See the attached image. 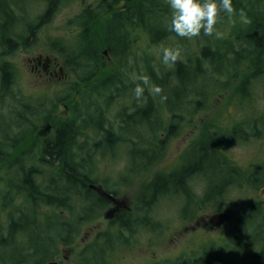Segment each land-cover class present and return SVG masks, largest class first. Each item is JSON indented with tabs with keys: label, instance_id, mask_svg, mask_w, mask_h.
<instances>
[{
	"label": "rangeland",
	"instance_id": "374dc122",
	"mask_svg": "<svg viewBox=\"0 0 264 264\" xmlns=\"http://www.w3.org/2000/svg\"><path fill=\"white\" fill-rule=\"evenodd\" d=\"M100 1L59 0L50 19L41 26L39 25L32 37L22 41H15L13 52L9 55H4L5 53H3L7 48L4 49L3 47V50L0 51V67L4 63L9 62L8 65L12 66L14 72V85L9 90L7 89L8 92H0V128H3V124L7 122L11 125L8 126L6 124L5 126V129L9 128L8 131L12 133V135H8V137L13 136L10 140L18 139L19 141L18 132L21 130L24 135V138L17 144V148H13L10 146V142L7 141V135H3L0 131V143L6 147L0 148V153L7 155L0 163V216L4 215L3 218L1 217V225L6 226L7 215L10 212L21 209L24 205L26 208L29 207L27 206V201H25V195L16 197L15 201L11 200L13 202L11 207L8 204L5 207L2 205L3 202L10 201L12 196H9V193L11 194L13 191L10 186L15 174L19 172L17 167H10L11 169L6 167L8 163L14 165L17 160L19 161L17 157L31 148H35V151L39 149L42 138L38 135V131L44 126V116L52 117L51 122L61 126L64 122L75 119L77 110L79 112L82 109L85 111L86 108L84 107L89 103L102 102L91 110H86L90 114L82 117L80 119L81 122L77 124L86 126L84 127V133H82L84 134L83 136L80 138L78 135L75 136L77 144L75 145L78 148L73 155L75 156L74 162L88 166L84 173L89 174V179L106 184L110 190L116 191L127 203L129 199L133 206L136 203L140 211L134 212L133 218L141 220L139 222L142 223V226L136 232L137 234L133 235L135 231L128 233L120 228L115 229L116 225L107 222L103 218L92 222L83 221L80 218V212L83 210L77 206L75 207L70 202L69 206L72 208L69 209L74 208V213L77 210L74 215L78 217L77 221L79 223L75 239L68 245H60L57 261L60 264H77L80 253L85 254L88 251L86 253L88 254L94 251L93 248L95 247L93 245L102 243V247L98 251L105 255L108 264H192V261L200 257L207 249H217L226 245H229L228 248L232 249L242 244L246 247H244L242 254L239 253L236 256L238 264H262L264 260V242L259 236L264 232V186L258 187L257 190H253L250 187L239 190L231 189L227 198L222 201L219 207H211L205 202L202 208L197 209L189 217V221L184 222L181 220V210L184 203L182 193L164 195L145 210L142 204L144 197L141 195V190L156 175H167L172 170L180 168L187 161L188 150L203 137L208 125H222L225 128L222 127L221 130H225L251 120L264 121V82L262 84L255 83L249 97L239 100L235 96V92L243 80L241 73H244V70L240 69H246V67L237 70L233 80H231V76L234 75V69L229 71L228 67L220 68L219 70L214 68L215 71L210 72V74L214 76V72L217 73H215L216 76L213 78V83L216 82L218 89L215 85H210L207 91L212 92L214 89L217 91L213 94H208L207 92V95L204 93L202 97L200 96L201 98L194 96L195 102L200 100L201 104L204 103L202 109L194 111L195 113L186 112L188 116L186 120H174L177 124L172 127L173 131H177L175 135L171 136V133L168 135L165 129H163V133H158V138L164 140L159 143V147H156L153 153L146 154L145 157L149 156L152 158L151 160L147 161L144 156L143 159L139 157L134 159L130 156V150H132V146H135L133 142L138 141L137 150L140 152L144 150V146L148 147L146 144L150 142L152 134H149V130L145 129L143 131L145 137L142 138L141 144L138 136H135L140 134V129L134 128L136 134H132V136L127 135L126 132V135H122L124 125L121 124L122 118L119 117V114L121 106L122 109L130 107L129 113H131V110H133L131 109L132 104L135 103L137 106H141L144 101L136 98L122 100L120 98L121 92L127 93L126 91L124 92V88L122 90L118 87L105 91L101 90V88L97 89L95 85L103 81V75L96 78L89 85L81 83V86L78 85V88L71 92L68 89V87L80 83L77 75L73 74L72 68L66 63L68 52L71 49L69 45L72 44L71 42H78L79 39L78 16L84 8L95 6ZM162 3V11L169 12L171 16L172 10L168 0ZM123 4L124 2L121 1L117 7L120 8ZM240 5V11L243 9L250 23H244L239 15L240 12L234 9L235 13L231 18L226 16L222 20H218L216 30L221 34L220 38H217L215 34L204 36L201 33L199 37L189 39L181 38L174 32H168V36L163 38V40L160 33H155V41L152 42L149 32L144 30L142 23L141 26H136L135 30L129 29L132 27L128 24L127 37L123 39L122 47H118L127 56H123L122 59L121 55L112 57L108 54L107 58L102 51L103 64L106 66L104 69L106 72L111 73L115 79H123L124 83L130 82L136 85L138 76L145 75L148 70H153L156 75H160V73H165L172 67L163 63V48H179L181 56L183 55L184 57L189 55L196 57L200 52V48L204 45H209L212 51H216L219 47V51L222 52V47L227 42H231L233 34L234 48H236L235 35L239 33H241L240 35H245L246 31L250 30L253 18L248 13L255 14V11L259 13L260 8L258 6L264 5V0H241ZM45 7L46 3L42 0L22 1L18 3L17 13H14V16H21V20L26 19L33 23L37 21L36 18L40 14H43ZM170 19L171 17L168 18L165 25L163 24L164 27H161V24H157L158 26L156 25L155 28L159 30L161 27V32L165 33L164 28H169ZM11 36L9 35L6 38L14 39ZM216 44H218L217 47H215ZM76 49L71 51L75 56L78 54L75 53ZM37 53H51L59 57L61 61L67 64L69 77L54 86L44 87L43 84H39L30 72L27 60L29 56ZM141 85L142 87L145 86ZM145 87L150 91V84ZM60 98H63V101H60ZM37 101H40V104L38 107H33V109L36 115H40L42 118L27 120L29 122L27 126L20 125L17 128L15 121H12L14 115L11 117V113L21 111L17 108L16 102L37 106V103L34 104ZM250 106L252 109L249 108ZM8 115H10L12 120L6 119ZM164 117H166V114H164ZM249 117L250 119H248ZM243 127L249 132V136L254 131L250 129L249 125H243ZM97 128L112 132V140L115 141L113 148L105 147L103 143L105 134L103 132L100 134ZM257 130L260 136L263 135L264 127L262 125L258 128L256 127ZM49 136L51 135L46 137ZM140 136L142 137L141 134ZM249 138L245 141L236 140L235 142L227 143L224 145L223 151L238 166L251 172V170H260L264 167V137L263 139H257L252 136ZM127 140H130V143H127ZM5 144H9V147ZM113 149H116L114 154L109 153ZM35 165L36 163L32 164L33 167ZM37 170L40 171V169ZM43 170L45 171V169ZM191 182V188L195 195H201L206 187L204 178L202 179L200 176L193 177ZM194 207L198 208L197 205ZM70 210L62 208L57 209V212L68 217L70 214L71 216L73 215ZM252 210L257 215L253 221L254 231H257V229L261 231L255 232L253 237H249L251 235L250 231L247 240L244 230H242L243 232H232L234 236L228 239L227 235L230 225L234 223L233 225L236 227L244 218H250ZM217 211L234 213V222H228L219 228H213L201 222V217ZM144 220H146L147 225H143ZM150 220L158 223L156 229L151 227ZM2 229L4 230L5 228L2 227ZM100 238L103 240L99 241ZM136 238H140V240L135 242ZM227 240L236 241V243L229 241L227 243Z\"/></svg>",
	"mask_w": 264,
	"mask_h": 264
},
{
	"label": "trees",
	"instance_id": "16d2710c",
	"mask_svg": "<svg viewBox=\"0 0 264 264\" xmlns=\"http://www.w3.org/2000/svg\"><path fill=\"white\" fill-rule=\"evenodd\" d=\"M22 1L29 0H0V21H6V23L0 24V51L3 50V47H10L15 44L14 41L7 40L6 37L9 35H12L11 37L15 41L32 37L35 29L50 19L52 12L59 3V0H42L46 3V7L43 14L36 18L37 21L35 22L37 23L35 24V22L32 23L26 19L21 20V16H14V13H17L18 3ZM121 1L124 4L118 8V3ZM164 1L166 0H101L95 6L84 8L78 16L80 27L78 42H71L72 44L69 45L71 49L66 60L80 83L68 87L69 91H74L78 85L81 86V83L89 85L103 75V81L96 85L93 84L97 89L101 88L105 91L118 87L122 90L124 88V92L127 93L121 92L120 98L122 100L134 99V89L140 81L138 80L136 85L130 82L124 83L123 79H115L111 73L106 72L102 51L106 49L112 57L121 55L123 59V56L127 55L119 49L123 45V39L127 37L126 32L129 29L135 30V27L141 26V23L144 30L149 32L152 42L155 41V33H160L162 40L168 36V32L172 33L169 28H164L165 33L161 32V27H164L168 18L171 17L169 12L166 13L161 9ZM240 2L241 0H232L233 8L239 12ZM258 8H260L259 13L255 10V14L248 13L253 18L250 30L246 31L245 35H240L241 33L235 35L236 48H234L233 34L232 38L230 37L231 42H227L225 47H222V52L219 51V47L216 51H212L209 45H204L196 57L192 55L184 57L182 55L177 63L165 73L156 75L153 70H148L145 75H148L150 79V86L161 87L162 93L153 95L149 89L147 90V87L143 86L145 89L144 98H142L144 104L141 106L132 104L131 113H129L130 107L122 109L121 106L119 114V117L122 118L121 124L124 125L122 132L132 136V134H136L134 128L141 130L142 137L140 134H136L140 144L142 138L145 137L143 134L145 129H148L149 134H152L150 142L146 144L148 147L144 146V150L133 155L134 159L135 157L143 159V156L145 157L147 153H153L155 148L159 147V143H162L164 139H159L158 133H163V129L167 130L168 135L170 133L171 136L175 135L177 131H173L172 127L177 124L174 120H186L188 117L186 112L193 113L202 109L204 103L201 104L200 100L195 102L194 96L202 97L204 93L207 95V88L210 85H215L218 89L216 82L213 83V78L217 73L214 72V76L210 74L215 69H224V67H228L229 71L234 69V75L231 76V80H233L237 70L246 67V69H240L244 70V73H241L243 80L235 92V96L239 100L249 97L255 83L262 84L264 82V5H259ZM226 16V14L221 13V20ZM128 24L132 28H129ZM157 24H161L159 30L155 28ZM217 46L218 44L215 45V47ZM118 47L120 48L118 49ZM74 49H76L75 53H78L77 56L71 52ZM109 75L110 77H108ZM0 83V92H5L14 85V72L10 64L4 63L0 67ZM216 91L214 89L208 94H213ZM161 96H166L167 99L162 101ZM40 101L34 102V104L37 103V106L16 102L17 108L21 111L11 113V117L14 115L13 120L10 115L6 116V119L15 121L17 128L20 125L27 126L29 123L27 120L40 117V115H36L33 109V107H38ZM60 101H63V98H60ZM101 103H89L84 108L91 110ZM249 108L252 109L251 106ZM86 110L82 109L80 112L77 110L76 117L73 119L74 122L77 121L78 124L82 117L90 114ZM51 118L44 116V120H52ZM181 121L179 122L181 123ZM66 122L58 126L59 130H57L54 139L47 140L39 147V149H44L41 155L36 152L38 150L35 151V148H31L27 153L17 157L19 161L16 159L14 165L8 163L6 167L7 169L17 167L19 172L17 171L18 173L15 174L10 186L13 190L11 194L9 193V196H12L10 201L8 200L6 203L2 201V205L5 207L8 204L11 207L13 203L11 200L15 201L16 197L25 195V201L29 207L26 208L24 205L21 209L10 212L7 215L6 226L1 225L4 215L0 216V264H45L55 258L60 253V245L70 244L75 239L77 232L79 222L73 217L77 210L74 213V208L69 209L72 208L69 206L70 202L83 210L80 212L81 214L93 213V209L99 204L97 199L101 198L86 187L88 176L84 174V170L88 166L76 164L72 150V145L76 143L75 136L78 135L79 138L83 136L82 133H84L86 125L79 124L75 128L72 126V121ZM6 124H3L4 129L0 128V131L3 135H7L10 146L17 148L19 141L24 138L22 130L18 132L19 141L18 139L10 140L13 136L8 137L12 133L8 131L9 128L5 129ZM243 125H249L250 129L254 130L250 136ZM261 125L264 127V121L251 120L231 128L228 127L229 129L225 130H221L222 125H208L203 137L188 150L187 161L180 168L172 170L167 175H156L145 184L143 188L145 194L142 201L144 209L147 210L150 205L155 204L164 195L182 193L184 203L181 214L187 218L191 217L197 209L202 208L205 202L211 207H219L231 189L239 190L250 187L257 190L258 187L264 186V167L248 172L238 166L223 151L225 144L236 140L245 141L251 136L263 139L264 133L260 136L258 130L256 131V127ZM8 126L11 125L8 124ZM97 129L100 134L101 132L105 134V141L102 142L105 147H108L109 141L112 140V132L104 131L101 128ZM127 143H130V140H127ZM5 145L9 147V144ZM3 146L0 143V148L5 147ZM6 156L0 153V163ZM145 158L147 161L152 159L149 156ZM33 163L38 166L33 167ZM197 176L204 178L206 182V187L199 196H196L191 188V179ZM195 205L198 208L194 207ZM62 208L70 210L73 215L70 214L66 217L58 213L57 209ZM250 214V218H244L236 227H234V223H230L228 239L234 236L232 232L244 230L247 240L250 231L249 237H253L255 232L261 231L260 229L254 231L253 221L257 215L254 210ZM231 222H234V213ZM2 227L5 229L3 230ZM263 236L264 232L259 236L262 242H264ZM101 240L103 239L100 238L99 241ZM228 241L231 242V240H227V243ZM234 242L236 243V241L231 243ZM101 245L102 243L93 245L94 251L88 254H86L88 251L85 254L80 253L77 264H108L105 255L98 251L102 247ZM228 246L207 249L200 257L193 260L192 264H238L236 256L239 253L242 254L246 246L239 244L232 249H229Z\"/></svg>",
	"mask_w": 264,
	"mask_h": 264
},
{
	"label": "flooded vegetation",
	"instance_id": "af4514ba",
	"mask_svg": "<svg viewBox=\"0 0 264 264\" xmlns=\"http://www.w3.org/2000/svg\"><path fill=\"white\" fill-rule=\"evenodd\" d=\"M3 23H5V22H0V24H3ZM8 39L15 42L14 39L7 38V40ZM5 48H7V50L3 51V53H5L4 55H9L13 52L14 46L13 45L10 47L7 46V47H4V49ZM105 56H107V54H105ZM27 60H28L29 66H30V72L37 79V82H39V84H43L44 87L54 86V85H56V83L63 82L65 79H67L69 77V70L67 68L68 67L67 64L64 63L63 61H61L59 59V57L55 56L54 54L37 53L33 56H29L27 58ZM8 63L9 62H7V64ZM71 121H72L71 122L72 126L73 127L75 126V128H76L77 121H75V122H74V120H71ZM43 122H44V126L38 131V135L41 136V138H42V140H41L42 143H40L41 145H43L47 140L54 139L56 136L57 130H59L58 126L55 124V122L52 123L51 120H43ZM65 123H67V122H64L63 124H65ZM121 134L124 135L125 133L122 132ZM47 135H51V136L46 137ZM135 136L137 137V135H135ZM135 139H137V138H135ZM133 143L135 144V146H132V148L129 145V148L132 149V150H130L131 151L130 156L132 158H134L133 155H135L137 152H139V150H137L138 141H135ZM114 144H115V141L110 140V142L108 143V148H113ZM76 145H72V150L74 152L78 148V146H76ZM138 149H140V148H138ZM43 150L44 149L41 148V149H38V151H36V152H38V154L41 155ZM115 150L116 149H113V151L111 150V152H109V153L114 154ZM25 153H27V151ZM103 171H104V169H103ZM84 174H86V173H84ZM87 176H89V174ZM103 178H108V177H103ZM86 187L90 191H92L97 197H99L101 199H97L99 204H98V206H95L96 208L93 209L94 210L93 213H91V214H85V213L81 214L80 213L81 214L80 218L83 221L85 220L87 222H92L94 220L103 218L107 222H110L111 224L116 225L115 229L120 228V229L126 230L128 233H130V232L132 233V231H135L133 233V235L137 234L136 232L139 231L138 229L142 226V223L139 222L141 220H137V218H133V215H134L133 213L137 212L138 210L140 211L138 206H136L137 205L136 203L133 206L130 199H129V202L127 203V201L124 198H122L121 196H119L116 191L110 190L106 186V184L91 180L89 178H88V181L86 182ZM144 194H145V192L143 190H141V195L143 197H144ZM141 200H142V198H141ZM98 210H100L99 213H97ZM73 217L76 220L78 219V217L75 215H73ZM205 217H207V216L205 215L204 217L200 218L202 223H206V222H203ZM181 220L183 222L189 221L190 218L189 217L185 218L181 214ZM144 221H143V225H147L146 220H144ZM150 221H151V227H154L156 229L158 226V223L155 221H152V220H150ZM132 227H134V229H132ZM139 240H140V238H136L135 242H138ZM262 264H264V260H263Z\"/></svg>",
	"mask_w": 264,
	"mask_h": 264
},
{
	"label": "clouds",
	"instance_id": "9594fccd",
	"mask_svg": "<svg viewBox=\"0 0 264 264\" xmlns=\"http://www.w3.org/2000/svg\"><path fill=\"white\" fill-rule=\"evenodd\" d=\"M171 8V19L169 30L181 38L199 37L201 33L204 36L216 35L220 38V33L216 30L218 20L221 19V13L231 18L235 10L232 0H168ZM244 23H250L246 13L241 9L239 13ZM181 57L179 48H163V63L169 67L174 66ZM138 83L134 89V96L137 100L144 98V87L150 84L147 75L138 76ZM150 92L153 95H160L162 88L157 85L150 86ZM166 96H161V100H166Z\"/></svg>",
	"mask_w": 264,
	"mask_h": 264
},
{
	"label": "water",
	"instance_id": "95a60500",
	"mask_svg": "<svg viewBox=\"0 0 264 264\" xmlns=\"http://www.w3.org/2000/svg\"><path fill=\"white\" fill-rule=\"evenodd\" d=\"M232 214L230 212H218L208 216V221L213 227H219L223 223L231 220ZM48 264H58L57 262H49Z\"/></svg>",
	"mask_w": 264,
	"mask_h": 264
}]
</instances>
